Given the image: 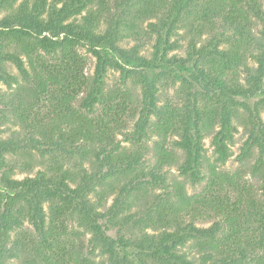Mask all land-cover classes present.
<instances>
[{
	"label": "trees",
	"instance_id": "16d2710c",
	"mask_svg": "<svg viewBox=\"0 0 264 264\" xmlns=\"http://www.w3.org/2000/svg\"><path fill=\"white\" fill-rule=\"evenodd\" d=\"M19 1L0 0V14L8 12L0 20V83L17 88L16 117L34 146L79 154L89 169L58 161L16 178L8 158L21 142L0 131V264H264L262 1L113 0V10L109 0ZM181 30L189 40L185 56L174 54ZM133 36L136 44L123 47ZM83 49L96 59L92 77ZM109 71L119 73L121 89L108 90ZM130 82L141 91L137 104ZM170 89L175 100L162 99ZM48 100L54 110L41 117ZM6 101L0 91V104ZM54 115L59 123L51 122ZM235 120L249 128L241 161L258 150V197L206 157L211 136L216 161L226 163ZM153 138L159 141L151 150ZM170 139L181 158L168 149ZM150 154L157 163L145 170ZM172 166L194 186L209 167L207 196L189 197L183 184L169 183L165 169ZM225 185L242 192L238 201L221 195ZM104 187L114 195L109 207L98 191ZM206 218L214 222L200 226Z\"/></svg>",
	"mask_w": 264,
	"mask_h": 264
},
{
	"label": "rangeland",
	"instance_id": "374dc122",
	"mask_svg": "<svg viewBox=\"0 0 264 264\" xmlns=\"http://www.w3.org/2000/svg\"><path fill=\"white\" fill-rule=\"evenodd\" d=\"M23 0H20L18 2L21 3ZM112 4L109 6V8L115 7L116 5L113 0H109ZM264 6V0H261ZM99 5L96 4L93 9L94 11H97ZM115 10V9H114ZM8 12H2L0 14V20L6 16ZM85 14V13H84ZM144 29H148L149 22H145L142 24ZM136 36H133L131 38L124 39L122 41L123 47H132L136 44ZM204 39H209V37L206 35ZM175 40L180 44L181 48L174 52V54H177L179 56H185L187 47L189 45V40H186V30H181L179 34L175 37ZM152 45L150 44L147 46L146 50L144 51V55H148L151 52ZM81 55L84 57L86 61V67H85V74L88 77H92L94 75L95 70V64L96 59L85 49L81 50ZM9 72L16 76L19 80H22V76L20 72L12 65L8 64ZM106 84L108 87V90L110 92H114L118 89H121L123 86L120 83V76L118 72L115 71H109V74L106 78ZM129 89L133 92L134 95V102L139 99L141 96L140 88L134 86L131 82L129 83ZM169 86V85H168ZM28 87L24 84L23 88ZM125 90V88H123ZM0 91L2 94L7 96L8 102H3L0 104V131L2 132L1 138L3 139H15L19 140L21 142V148L20 150L14 154L9 156V162L17 164V176L16 178L23 179L27 176L34 177L39 171H45L49 166L55 165L56 162H68L70 168H72L74 171L80 170L81 164H84V167L86 169H89V164L84 161V159L79 154H72V153H47L44 152V148L30 142V138L32 137L30 128L25 125L21 119H19L17 116L18 110H19V99L16 98L17 88L9 89L6 85L0 83ZM15 95V96H14ZM161 97L164 100H175L176 96V89H170L166 92H161ZM15 97V98H14ZM27 103L30 102V96H27L24 98ZM137 99V100H135ZM50 100L47 102L41 104V117H45L48 113L52 114L53 105H50ZM13 102V105H10V103ZM76 104V108L78 107V104ZM137 104V103H136ZM75 106V105H74ZM98 115L103 114V108L98 107ZM244 118V114L242 115ZM262 118L264 120V113L262 114ZM60 118H58L57 115H54L52 117L51 122L52 123H59ZM235 126L237 127V133L235 134L233 142L229 146L230 150V157L226 161V163H218L216 161L217 154L216 150L213 146L212 137H208L205 140V149H206V157L210 164H212L215 169L217 170V173H225L229 177L231 176L236 177L237 182L236 184L239 187L248 186L252 188L253 193L255 196L260 195V188H261V178L259 175H255L253 173L254 164L256 162V158L258 157V150H254L253 156L250 157L246 161H241L240 156L242 155V147L245 144V142L248 140L249 136V128L248 126L243 123L242 120H235L234 121ZM133 121L128 122V131H133ZM65 130L66 127H64ZM37 138H40V136H35ZM36 138V139H37ZM118 141H123L124 136H118ZM176 139H170L167 143L168 149L175 153L178 158L182 157V152H178L174 148V141ZM159 140L156 138H153L151 141H148L147 145L152 150L155 146V144ZM123 147L131 148V145L125 142H122ZM38 147V148H36ZM157 163V157L153 154H150L147 158L144 160V165L142 166L145 170H149ZM76 167V168H75ZM165 171H167L168 177H170V182L173 183L174 181H177L185 186L186 193L189 197H199L203 198L207 196L209 192L208 184L211 178L212 173L209 170V167H206L205 173H206V180L197 185L194 186L189 182V180H186L185 178L181 177L179 175V171L177 166L172 167H166ZM115 187H119L115 185ZM100 193H104L106 196V200L108 201L107 205L108 207L113 203L114 195H111L110 188L104 187L100 188L98 190ZM170 192H173V189H170ZM157 193H163L161 190ZM174 193V192H173ZM242 193V192H241ZM238 192V190L234 189L230 185H225L224 190L222 191V196L226 194H230L232 201H238V195L241 194ZM246 202V201H245ZM47 212L49 211V207L46 206ZM214 217V216H213ZM216 218V217H215ZM218 219V218H216ZM214 222V219H207L205 222H200L199 225L203 227H209ZM25 230L29 231L30 233H35L34 229L29 225L25 224ZM101 262V260H96V263ZM19 264V263H17Z\"/></svg>",
	"mask_w": 264,
	"mask_h": 264
}]
</instances>
